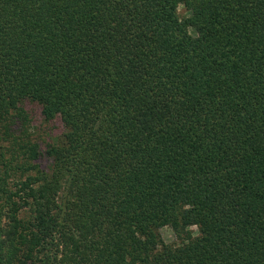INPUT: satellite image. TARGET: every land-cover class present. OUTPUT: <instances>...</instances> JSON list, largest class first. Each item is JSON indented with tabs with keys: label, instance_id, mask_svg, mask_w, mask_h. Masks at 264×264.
<instances>
[{
	"label": "trees",
	"instance_id": "trees-1",
	"mask_svg": "<svg viewBox=\"0 0 264 264\" xmlns=\"http://www.w3.org/2000/svg\"><path fill=\"white\" fill-rule=\"evenodd\" d=\"M0 264H264V0H0Z\"/></svg>",
	"mask_w": 264,
	"mask_h": 264
},
{
	"label": "rangeland",
	"instance_id": "rangeland-1",
	"mask_svg": "<svg viewBox=\"0 0 264 264\" xmlns=\"http://www.w3.org/2000/svg\"><path fill=\"white\" fill-rule=\"evenodd\" d=\"M176 13L179 18H182L186 15L185 10L182 8V6L177 7ZM192 230L194 231V228H192ZM159 232L164 242H172L174 240L173 234L168 228H161Z\"/></svg>",
	"mask_w": 264,
	"mask_h": 264
}]
</instances>
